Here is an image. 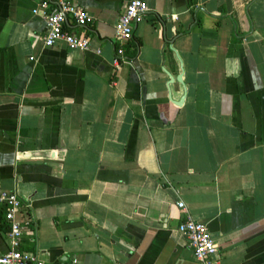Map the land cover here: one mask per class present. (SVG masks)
Instances as JSON below:
<instances>
[{"label": "crops", "instance_id": "obj_1", "mask_svg": "<svg viewBox=\"0 0 264 264\" xmlns=\"http://www.w3.org/2000/svg\"><path fill=\"white\" fill-rule=\"evenodd\" d=\"M129 1L75 0L94 18L69 22L90 41L79 51L42 44L32 11L52 0H0V191L35 219L21 249L49 264H199L177 230L189 216L221 264H264V0H141L135 55L116 67Z\"/></svg>", "mask_w": 264, "mask_h": 264}, {"label": "built area", "instance_id": "obj_2", "mask_svg": "<svg viewBox=\"0 0 264 264\" xmlns=\"http://www.w3.org/2000/svg\"><path fill=\"white\" fill-rule=\"evenodd\" d=\"M54 7L43 2L34 9L33 14L42 13L45 21L44 32L40 37L45 47H52L58 42H63L70 50L88 51L90 41L87 37L69 30V22L78 28L91 26L94 18L75 0H52ZM148 9L141 0H131L125 8V12L119 17L115 25L114 42L117 44L114 66L118 67L126 60L125 44L132 38L133 25L142 19ZM179 209L184 210L182 201L177 203ZM30 205L15 191H0V209L4 211L5 220L8 223L9 251L0 256V264H49L39 259L33 252L21 249L22 237L35 224V219L27 213ZM178 232L186 239L192 249L193 256L199 264H221L220 252L217 243L212 239L206 225L194 221L187 216L178 225Z\"/></svg>", "mask_w": 264, "mask_h": 264}, {"label": "trees", "instance_id": "obj_3", "mask_svg": "<svg viewBox=\"0 0 264 264\" xmlns=\"http://www.w3.org/2000/svg\"><path fill=\"white\" fill-rule=\"evenodd\" d=\"M138 43L136 42L135 43V45H137ZM130 47L129 46H127L126 48H125V54H126V57L127 58H130V55H132V57H134V55H135V49L133 48V50L131 51L130 49H129Z\"/></svg>", "mask_w": 264, "mask_h": 264}]
</instances>
